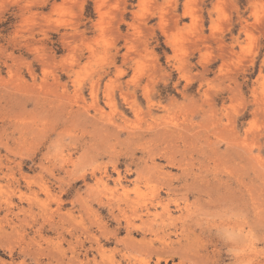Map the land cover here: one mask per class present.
I'll return each instance as SVG.
<instances>
[{
	"label": "rangeland",
	"instance_id": "1",
	"mask_svg": "<svg viewBox=\"0 0 264 264\" xmlns=\"http://www.w3.org/2000/svg\"><path fill=\"white\" fill-rule=\"evenodd\" d=\"M0 264H264V0H0Z\"/></svg>",
	"mask_w": 264,
	"mask_h": 264
}]
</instances>
